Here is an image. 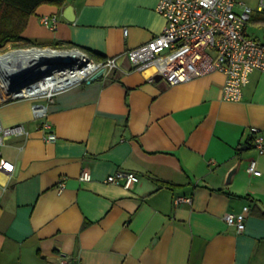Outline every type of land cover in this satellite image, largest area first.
Masks as SVG:
<instances>
[{"label":"crops","instance_id":"crops-1","mask_svg":"<svg viewBox=\"0 0 264 264\" xmlns=\"http://www.w3.org/2000/svg\"><path fill=\"white\" fill-rule=\"evenodd\" d=\"M158 1L68 0L30 17L25 37L120 57L110 76L60 91L45 120L0 86L2 123L30 132L2 148L13 171H0V264H60L63 255L82 264H264V153L251 131L264 136V72H252L232 101L221 70L171 85L152 66L134 68L126 52L164 29ZM45 14L58 16L56 30ZM246 32L264 39V12ZM46 121L55 141L44 139ZM252 159L260 175L248 171ZM119 169L139 181L129 189L105 181ZM83 170L91 180L79 179ZM178 195L193 200L176 204ZM245 205L238 232L225 214Z\"/></svg>","mask_w":264,"mask_h":264},{"label":"built area","instance_id":"built-area-1","mask_svg":"<svg viewBox=\"0 0 264 264\" xmlns=\"http://www.w3.org/2000/svg\"><path fill=\"white\" fill-rule=\"evenodd\" d=\"M156 9L165 18L164 29L144 44L126 52L134 68L144 70L152 66L155 72L171 85L191 80L214 70H221L226 74L223 98L232 101L242 99L243 89L248 84L252 72L256 70L264 72V39H257L246 32L247 24L253 13L255 11L264 12V0H258L256 7L246 0H159ZM41 22L50 29L56 30L59 18L57 15L45 14L41 16ZM127 32L128 29L125 28L124 33L127 34ZM81 50L84 52L75 66L82 69L86 64L88 66L92 63L93 67L90 72L60 88L46 86V88L34 90L36 82H30L22 86L19 90L22 92L18 93L19 96L11 99H30L33 117L37 120H45L49 114L50 104L54 102L55 96L60 91L79 83L91 82L97 74L108 77L118 67L120 56H109L103 60H96L88 52ZM167 52H172V54L170 53L163 61L160 60L159 56ZM47 78L48 76H43L37 83L43 85L45 81L47 85L50 81V78ZM7 98L10 99L5 96V99ZM42 127L50 129L44 135L45 140L55 141L57 139L49 122H44ZM251 131L254 136V145L263 154L262 130L252 126ZM29 133L22 123L4 125L0 119V171H5V169L13 171V164L2 159V148L6 141L13 136L27 137ZM248 171L256 175L261 174L257 168L256 159L251 160ZM79 179L91 180L92 174L88 170H83ZM139 179L140 176L135 171L119 169L109 174L105 181L120 184L129 189ZM63 185L62 182L60 188ZM192 200V196L178 195L174 201L176 204H184L191 203ZM249 209L250 206L245 205L241 212H228L225 214V220L229 225L236 226L238 232H243L246 227V213ZM60 264L82 263L76 257L63 255L60 258Z\"/></svg>","mask_w":264,"mask_h":264},{"label":"bare ground","instance_id":"bare-ground-1","mask_svg":"<svg viewBox=\"0 0 264 264\" xmlns=\"http://www.w3.org/2000/svg\"><path fill=\"white\" fill-rule=\"evenodd\" d=\"M67 58H70L67 60ZM80 59L78 52H61L49 49L14 50L0 55V86L2 95L9 98L19 96L21 91L15 88L36 82L34 90L40 88H60L92 70V63L84 68L76 67L75 59ZM85 63L83 62V65ZM47 73V74H46ZM43 76H48L49 83H37ZM45 78V77H44ZM28 91V88H26Z\"/></svg>","mask_w":264,"mask_h":264},{"label":"trees","instance_id":"trees-1","mask_svg":"<svg viewBox=\"0 0 264 264\" xmlns=\"http://www.w3.org/2000/svg\"><path fill=\"white\" fill-rule=\"evenodd\" d=\"M68 0H0V48L8 42L23 46H63L78 47L90 54L96 60H103L106 56L91 48L78 46L73 42H41L23 35L30 17L34 15L42 4H51L58 8L63 7ZM162 185H171L170 182L162 181Z\"/></svg>","mask_w":264,"mask_h":264},{"label":"rangeland","instance_id":"rangeland-1","mask_svg":"<svg viewBox=\"0 0 264 264\" xmlns=\"http://www.w3.org/2000/svg\"><path fill=\"white\" fill-rule=\"evenodd\" d=\"M252 2H253V4L258 3V2H256V0H252ZM24 36H26V35H24ZM33 47H35V48H33ZM21 48L35 49V50L49 48V49H56V50H59L61 52H67V53L78 52L80 55L82 54V52H84V51H82L81 49H79L77 47L63 46V47H59V48H54L52 46H46V47L45 46H23V45H15V44L11 43V45H9L8 47H7V45H5L4 47L0 48V54H6L8 52H11V51H14V50H18V49H21ZM75 60L76 61H75L74 64H77L79 58L78 59L76 58Z\"/></svg>","mask_w":264,"mask_h":264},{"label":"water","instance_id":"water-1","mask_svg":"<svg viewBox=\"0 0 264 264\" xmlns=\"http://www.w3.org/2000/svg\"><path fill=\"white\" fill-rule=\"evenodd\" d=\"M66 17H67L68 19L72 20L71 17H69V16H67V15H66ZM68 59H69V58H67V60H68ZM99 75H100V74H97L96 76H99ZM157 77H158V78H162L161 75H158ZM21 88H22V86L17 87V88H15V90L13 89V91H19ZM263 210H264V209H263Z\"/></svg>","mask_w":264,"mask_h":264}]
</instances>
